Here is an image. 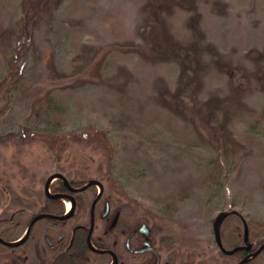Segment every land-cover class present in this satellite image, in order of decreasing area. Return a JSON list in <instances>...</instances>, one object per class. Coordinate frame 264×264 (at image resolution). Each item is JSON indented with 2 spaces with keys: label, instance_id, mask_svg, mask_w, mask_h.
I'll return each instance as SVG.
<instances>
[{
  "label": "rangeland",
  "instance_id": "1",
  "mask_svg": "<svg viewBox=\"0 0 264 264\" xmlns=\"http://www.w3.org/2000/svg\"><path fill=\"white\" fill-rule=\"evenodd\" d=\"M157 1L0 0V236L25 232L57 174L103 186L164 264H223V212L243 234L264 223V0ZM243 69L261 78L243 88ZM227 97L220 122L250 139L202 183L217 150L196 126ZM18 257L0 264H32Z\"/></svg>",
  "mask_w": 264,
  "mask_h": 264
},
{
  "label": "flooded vegetation",
  "instance_id": "2",
  "mask_svg": "<svg viewBox=\"0 0 264 264\" xmlns=\"http://www.w3.org/2000/svg\"><path fill=\"white\" fill-rule=\"evenodd\" d=\"M59 175L46 181L42 205L22 234L25 236L29 231L20 244L33 241L29 246L33 247L32 250H26L24 255L26 262L30 261L32 255H37L40 264H164L160 248L153 243L154 231L146 223L127 226L123 210L114 211L103 186L96 191L94 184L86 186L92 180L84 186H78L74 181L69 182ZM69 203L72 205L70 212L67 210ZM221 229L219 240L222 247L227 251L236 250L227 254L216 241L218 252L227 256L241 251L243 257L237 264L246 258H253L251 254L258 249L261 251L257 255L264 252V248H261L264 242L252 251L250 240L253 235L248 223L244 222V229L249 231L248 240L245 239L244 231V241L232 247L224 241ZM234 229L232 224L229 231ZM36 233H39L38 237ZM231 238L233 240L234 235Z\"/></svg>",
  "mask_w": 264,
  "mask_h": 264
},
{
  "label": "trees",
  "instance_id": "3",
  "mask_svg": "<svg viewBox=\"0 0 264 264\" xmlns=\"http://www.w3.org/2000/svg\"><path fill=\"white\" fill-rule=\"evenodd\" d=\"M157 1V0H156ZM158 12L163 10L166 6L169 4L173 3L174 0H158ZM176 54L179 56V54H184L181 50H176ZM241 74H243L245 77L244 83H242L243 88H249L250 84L253 82V80H259L261 78V73L258 72H250L248 70H239ZM188 77V73L183 72L181 75V81L182 79H186ZM172 102H178L179 106H183L184 103H186V99L184 97H180L178 94L176 97H172ZM41 103H48L50 102V97L49 98H43L40 100ZM236 105V100L231 97H227L224 99H218L214 103V110L211 111V114L209 116V122L206 123V120L200 121L204 127H206V130L199 129L198 126H196V131L198 134H204L206 137L209 138V140L212 142L214 145L215 149L217 150V153L214 155H211V157L207 158L205 160V166L203 168V174L201 176L202 183H207L212 184L214 181H216L218 178L221 177L223 173V167L228 164L231 161V154L234 152V148L236 146H241L243 145V142L245 140H249V134H243V135H236V136H231L229 135V130L227 129L226 125H223L220 122V117L221 115L229 116L230 113L233 111ZM201 120V119H200ZM207 124V126H205ZM201 128L202 126L200 123L198 124ZM205 131V133H204ZM74 183L77 184L76 181ZM86 210H88V207H86ZM232 220H236L240 222V217L237 215V213H231L228 217L222 220V229H221V234L223 235V239L226 242V244L230 247L236 245V244H241L244 241L243 233L238 231L237 229L229 231V229H232ZM248 225L251 228V234L253 235V238H251L250 242L252 244V251H254L260 244L264 242V237L260 238V235L264 233V223L259 222V223H248ZM234 235V239L232 240V236ZM36 236H39V233H36ZM0 237H2L6 241H12L15 240L16 238H13L14 236H9L6 235L5 233L2 234ZM33 241H29L26 244H20L18 246H7L4 245L0 242V251L2 250H17L18 252L22 254H26V250H30L33 247H30ZM32 250V249H31ZM25 252V253H24ZM263 252V251H262ZM260 253L259 255L251 258L248 260L245 264H256L257 260L259 257L263 255V253ZM218 256L224 261V264H237L243 257V254L241 251H237L233 255H223L221 251L218 252ZM6 256H2L4 258ZM29 260L31 261L32 264H40V259L37 255H32ZM25 257H18V263H24ZM103 264H106L105 262ZM180 264H186L183 260L180 262Z\"/></svg>",
  "mask_w": 264,
  "mask_h": 264
},
{
  "label": "water",
  "instance_id": "4",
  "mask_svg": "<svg viewBox=\"0 0 264 264\" xmlns=\"http://www.w3.org/2000/svg\"><path fill=\"white\" fill-rule=\"evenodd\" d=\"M57 176L60 177L59 174H58ZM50 180H51V179H50ZM92 184H94L93 181L90 182V183H88L86 186H88V185H92ZM231 213H237V212H236V211H232V212H223V213H221L220 216H219L218 219H217L216 226H217V224L221 223V221H222L224 218H226L227 216H229ZM60 218H65V217H60ZM145 229H146V228H145ZM29 230H30V229H29ZM28 233H29V231H27V234H26L25 236H24V235L21 236L20 238H23V240L20 241V242H18V243H11V242H8V241L3 240L2 238H0V241H1L2 243H4L5 245H8V246L18 245V244H20L21 242H23V241L25 240V238L28 236ZM215 235H216V241H217V243L220 245L221 249H222L225 253H227V254H232V253L236 250V249L231 250V251H227V250H225V249L222 247L221 242H220V240H219V231H218V230H216ZM248 235H249V231H248V229H246V230H245V239H246V240H248ZM261 248H264V245H263ZM260 251H261V249H258L256 252H254V253L251 254V257L256 256ZM249 258H250V257H249ZM249 258H246L245 260L241 261L240 264H244Z\"/></svg>",
  "mask_w": 264,
  "mask_h": 264
},
{
  "label": "bare ground",
  "instance_id": "5",
  "mask_svg": "<svg viewBox=\"0 0 264 264\" xmlns=\"http://www.w3.org/2000/svg\"><path fill=\"white\" fill-rule=\"evenodd\" d=\"M71 209H72V205H71V204H68V206H67V210H68V212H69Z\"/></svg>",
  "mask_w": 264,
  "mask_h": 264
}]
</instances>
